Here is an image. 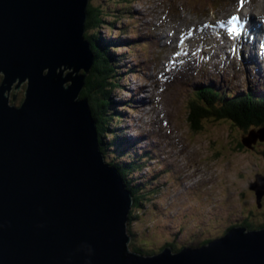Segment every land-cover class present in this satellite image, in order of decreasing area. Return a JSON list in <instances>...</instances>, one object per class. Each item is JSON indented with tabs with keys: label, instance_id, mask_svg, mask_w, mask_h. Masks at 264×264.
<instances>
[{
	"label": "water",
	"instance_id": "1",
	"mask_svg": "<svg viewBox=\"0 0 264 264\" xmlns=\"http://www.w3.org/2000/svg\"><path fill=\"white\" fill-rule=\"evenodd\" d=\"M88 4L0 0V264H264V225L175 252L129 249L133 196L79 98L94 64ZM24 82L21 103H12ZM256 136L264 140V128L242 143ZM259 176L249 188L261 207Z\"/></svg>",
	"mask_w": 264,
	"mask_h": 264
},
{
	"label": "rangeland",
	"instance_id": "2",
	"mask_svg": "<svg viewBox=\"0 0 264 264\" xmlns=\"http://www.w3.org/2000/svg\"><path fill=\"white\" fill-rule=\"evenodd\" d=\"M116 1L89 0V4L103 11L104 22L115 21L111 26L107 22L99 24L95 30L97 36L108 39L128 37L127 42L114 44L116 55L111 52L114 56L111 60L113 83L118 87L109 94L105 116H110L109 131L118 129L122 132L116 133L129 150L121 151L114 143L111 148L116 147L119 157L113 158L109 146L105 158L124 162L128 153L133 157L144 152L148 155L136 170H140L139 176L137 173L131 176L134 183L128 178L132 185L148 186L144 189L147 194L136 212L137 217L129 225L132 232L129 245L142 244L137 247L146 254L159 252L170 244L175 248L198 246L208 238L225 233L230 224L243 223L247 217L256 226L254 228H259L264 223V196L261 207H257L256 194L249 185L257 180V176L264 177V140L251 143L252 147L238 148L242 137L250 130L237 125L230 127L227 121L215 119L202 121L204 124L194 128L187 117L189 98L198 88L202 74L222 75L228 81H222L227 90H237V94L246 91L247 79L264 81V68L261 75H256L255 66L259 65L254 63L251 68L247 62L245 66L242 64V51L246 46L248 50L250 45L240 37L238 61H232L230 57L226 73L217 69V65L223 63H215L200 49L199 52H206L207 56L204 54V61L193 64L187 78L175 73L161 85L156 77L157 73L164 72L162 66L178 43L173 39L165 43L160 23L166 25L162 27L164 31H176L180 38L187 29L191 32L204 29L209 19L214 21L236 10L237 0H119L120 4L114 6ZM245 1L253 7V14H257L262 0ZM242 9L248 11L246 6ZM141 14H145V18L141 19ZM188 19L196 24L190 25ZM150 22L158 28L148 30L146 24ZM208 30L207 27L204 33L193 37V43L198 45L201 41L205 45L204 35ZM144 34L151 40L148 48L143 44L133 47L134 38ZM238 62H241L240 67ZM134 65L136 70H129ZM66 71L71 69L66 68ZM2 77L0 75V82ZM154 83L158 85L153 89ZM26 85L24 82L17 90L12 89V94L17 96L12 103H21ZM140 85L144 87H138ZM151 91L160 100L161 109L156 102L154 108L142 105L137 109L133 101H138L139 95L150 100ZM114 112L120 113V118L116 119ZM100 114L103 116V112ZM105 139L110 143L109 136ZM145 242H148L147 246L143 244Z\"/></svg>",
	"mask_w": 264,
	"mask_h": 264
},
{
	"label": "trees",
	"instance_id": "3",
	"mask_svg": "<svg viewBox=\"0 0 264 264\" xmlns=\"http://www.w3.org/2000/svg\"><path fill=\"white\" fill-rule=\"evenodd\" d=\"M101 20L102 10L98 9L96 6L89 5L88 17L85 22L87 28L85 36L92 43L93 51L95 54V63L90 73L86 76V84L80 95L82 97L88 98L90 102L93 115L97 120L100 149L101 151L105 152L106 150H109V146L111 149L112 144L117 143L118 145L119 143H121V140L119 139L117 133H115V130L109 131L107 123L109 124L110 117L108 118V116H105L106 105L109 102V94L111 93L112 88L115 85L113 83L114 78L112 73L113 71H111V61L109 59L108 53H106V49L102 52L98 48L97 42H99L100 38L88 33L95 26L101 23ZM112 57L114 58L113 55ZM214 91H216V89L211 88V86H207L204 90L200 89L199 91L194 92V95L197 98L192 99V101H190L189 103L190 107L188 117L189 121L193 124L194 128L204 124L202 121H205L207 119H227L233 124L242 127V129L246 131L250 129L249 124H253L258 127L263 124L264 98H256L255 90L250 89L244 93L235 94L234 96L233 94L230 95L225 91ZM226 94L231 96V98H228ZM102 112L103 116L100 114ZM117 117L119 116L117 115ZM111 118L113 119V117ZM230 127H234V125L230 124ZM106 136L110 137V143L106 142ZM242 146L243 145L240 142L238 148ZM128 150L129 149L126 148L125 152H127ZM126 155L128 156L129 161L121 162L120 165L115 166H117V168L120 170L122 176L125 179L127 187L131 190L133 194L134 202L133 208L131 209L130 213L131 223V220L137 217L138 213L136 212H138L139 207L142 206V202L146 198L147 191H144V189H146L147 186H139L137 184L132 185L131 182L133 183V180H131V182L128 180V174H134L136 176L135 173H137V175L139 176L140 170H138L137 172H131V170L135 171L139 168V166H141V164H144V161L148 158V155L146 153H142L140 157H133V154L131 153H128ZM134 181L135 183L137 182L135 179ZM235 224L236 223H232L229 227L234 226ZM263 225L264 223L260 224L259 227ZM239 226L247 227V229H254V227H256L254 224L249 222L248 217L243 223H240ZM209 241L210 239H206L203 244L208 243ZM147 243L148 242H145L143 244L147 246ZM140 245L142 244L134 245L132 246V249L136 250L137 252L146 254V251H144L140 247H137ZM180 248L181 247H174V250H178Z\"/></svg>",
	"mask_w": 264,
	"mask_h": 264
},
{
	"label": "bare ground",
	"instance_id": "4",
	"mask_svg": "<svg viewBox=\"0 0 264 264\" xmlns=\"http://www.w3.org/2000/svg\"><path fill=\"white\" fill-rule=\"evenodd\" d=\"M236 6H237L238 11L236 9V10H233L231 12H228V13L224 14V17L217 18L216 19V22H215V26L218 29L224 31L226 34L233 35V33L230 30L227 31V29H226V25H230L232 23L231 22V20H232V17L231 16L232 15L237 14L239 16V19H242V18L245 19V17H246L249 21H251V20L254 21L255 20L253 23L257 26L258 32H257L256 29H254L253 27L249 26L247 23L245 25H242V22L239 21L238 22V25L240 26V28L242 27V33L240 34V36L244 40H246V42H248V40L251 39L249 41V43H250V46H249V57L247 59L250 60V61H255L254 63H256L257 65H259V66H255L256 71H258L259 73H262V71H263L262 69L264 68V52L263 53L257 52V45L259 44V41H263L264 40V26L262 24L257 23L258 20L255 19V17L256 16H258L259 18L260 17L261 18L263 17V19H264V0H262L260 2V8L257 9L258 12H257L256 16L253 15V11H252L253 10V7L252 6H249L248 3H246L245 0H237L236 1ZM245 6H246V10H248V11H245V9H244V11H242L243 10L242 8H244ZM88 8H89V6H88ZM240 9H242V10H240ZM208 21L209 22H213L212 19H209ZM208 21H207V24H206V26H205L204 29H200V30L195 31V32H191V31H188V29L187 30L185 29L186 30V33L184 35H182L180 38L178 37L176 31H173L171 33L170 32H166V31H164L162 29V27L164 28V26H166V25H164L162 23L159 24L160 25L159 28H160L161 34H162V39L165 41L166 44H167V42L172 41V39H173L174 42H177L178 41V43L173 46L174 49L171 52V54L169 55V57H168V60L169 61L174 60V59H179L181 61L180 64L178 65V68L176 69V76L179 75L181 77L187 78L188 74L191 72L192 65L193 64H196L198 62L204 61L203 56H204V54L206 55V52L213 58V61L215 63H217L218 62V59H219V53H220L219 51L222 50V51H224L226 53V55H227L226 61L229 63V61H228L230 59L229 53L227 52L226 48H224L225 46H227L226 45L227 44V41L221 40V42H218L212 36L211 37H207L205 39V45H209V48L208 49L203 48V45L204 44L201 41H200V45L199 44L196 45L195 43H193V41H192L193 37L197 36L198 34H202V33H204L207 30ZM218 21H220L221 23L219 24ZM189 24L193 26V25L196 24V21H193V20L190 19L189 20ZM254 24H252V25H254ZM236 25H237V23H236ZM154 27L155 28H158V25L157 24H154ZM208 32H209V30H208ZM208 32L205 33V34L207 35ZM211 32L212 33H218V31L216 29L211 30ZM204 37H205V35H204ZM213 42L219 43L220 45L219 46H216V45H214ZM201 47L206 52L200 53L199 52V49H201ZM228 48H229V46H228ZM184 53L187 54V58L190 59L189 61H185V59H184ZM252 67H254V65H252ZM162 68L164 70L165 69V66L163 65ZM165 75H168V77L173 78V76H170L166 72H164V75L163 76H165ZM158 84H161L162 85L163 84V79H160L158 81ZM158 84H155L154 83L153 84V89ZM249 94H251V93H249ZM133 96H134V94H133ZM146 97H142V96L139 95L138 101H133V103H136L137 109L138 108H141L142 105H144V106L151 105L154 108L155 107L154 102H156V104L161 109L160 100L155 95L152 94V91H151V95L149 97L150 100H148ZM249 101H251V100H249ZM254 102H255V100H254ZM133 105L135 106V104H133ZM143 117H144V115H143ZM124 137H125V135H124ZM247 140L249 142H252L251 139H250V137ZM125 143L122 141V146L124 148H126V144ZM130 213H131V211L129 212V221H130Z\"/></svg>",
	"mask_w": 264,
	"mask_h": 264
},
{
	"label": "clouds",
	"instance_id": "5",
	"mask_svg": "<svg viewBox=\"0 0 264 264\" xmlns=\"http://www.w3.org/2000/svg\"><path fill=\"white\" fill-rule=\"evenodd\" d=\"M1 75V77L3 76L2 74H0ZM3 78V77H2ZM12 93V92H11ZM17 97V96H16ZM13 101V100H12ZM126 186H127V184H126ZM128 188V187H127ZM129 189V188H128ZM130 190V189H129ZM131 191V190H130ZM132 193V192H131ZM260 228V227H259ZM254 229H257V228H254ZM249 230V229H248ZM129 234V233H128ZM130 235V234H129ZM130 240H131V236H130ZM130 242V241H129ZM129 244V243H128ZM130 246V245H129ZM130 248V247H129ZM174 249V248H173ZM175 252V251H174Z\"/></svg>",
	"mask_w": 264,
	"mask_h": 264
},
{
	"label": "snow or ice",
	"instance_id": "6",
	"mask_svg": "<svg viewBox=\"0 0 264 264\" xmlns=\"http://www.w3.org/2000/svg\"><path fill=\"white\" fill-rule=\"evenodd\" d=\"M236 18L234 17L233 20H235Z\"/></svg>",
	"mask_w": 264,
	"mask_h": 264
}]
</instances>
